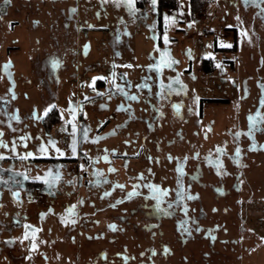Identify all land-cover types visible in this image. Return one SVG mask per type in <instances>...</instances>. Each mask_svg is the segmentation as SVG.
<instances>
[{"label":"rangeland","instance_id":"obj_1","mask_svg":"<svg viewBox=\"0 0 264 264\" xmlns=\"http://www.w3.org/2000/svg\"><path fill=\"white\" fill-rule=\"evenodd\" d=\"M159 1L0 0V264H264V0Z\"/></svg>","mask_w":264,"mask_h":264},{"label":"flooded vegetation","instance_id":"obj_2","mask_svg":"<svg viewBox=\"0 0 264 264\" xmlns=\"http://www.w3.org/2000/svg\"><path fill=\"white\" fill-rule=\"evenodd\" d=\"M165 10H171V9H163L160 13L158 12L157 14H158V16H159V18L161 19L162 18V12H164ZM164 18V17H163ZM204 61H206V60H204ZM203 61V62H204ZM9 73V72H8ZM95 83V82H94ZM80 85V84H79ZM96 87H103V86H105V82H103V81H96V84H94ZM80 87V86H79ZM81 88V87H80ZM90 100H92V97H87V98H84V99H82V98H79V100H78V102H79V109L80 110H83L84 109V107H85V104H87L88 102H90ZM176 110H178V109H176ZM83 114L81 113L80 115H79V118L81 119V118H83V116H82ZM52 121H56V123L55 124H53V125H51V126H48V124H49V122H52ZM59 122H60V116H59V111H58V109L57 108H55V107H52V108H50L48 111H47V113L45 112V114H43V116L41 117V120H40V127L42 128V130H44V132H46V133H48L49 132V130L51 129V128H53L54 126H56V125H58L59 124ZM75 134H77V137L79 138L80 136H81V138H83V136L85 135V127L83 126H80L79 125V131H77L76 130V132H75ZM20 135L21 134H19L18 135V140L19 139H21L20 138ZM24 136V135H23ZM1 141V140H0ZM22 145H23V143H22ZM2 147H5L4 149L2 148ZM0 150H2V151H6V150H8L9 151V145L8 146H6L2 141L0 142ZM142 149H140V151H141ZM7 151V152H8ZM139 151V152H140ZM139 152H137V153H139ZM6 153V152H5ZM2 154H4L3 152H2ZM27 154L28 153H26V152H24V153H22V154H20V155H22V157H24V158H26V160H27ZM4 155H6V154H4ZM30 156H32V157H34V159L32 160L33 162H34V164L35 163H37V162H42V161H49V162H51V163H53L52 161H54V159L53 158H43V157H36L35 155H30ZM208 156V155H207ZM207 156H204V160H205V162L207 161V162H210L211 161V159L209 158V157H207ZM223 156L226 158V159H232V158H234V159H236L237 160V156H239V154H237V151H236V154H233V155H231V154H226L223 150L221 151V152H219L218 153V157H216V161L218 162V161H220L221 160V158H223ZM24 158H23V160H24ZM209 160V161H208ZM238 161V160H237ZM9 162V161H8ZM7 162V163H8ZM26 163H31V162H27V161H25V163L24 164H26ZM238 163V162H237ZM239 165V164H238ZM37 183V182H36ZM39 184V183H38ZM34 187H36V186H33V188ZM37 187H39V192L41 191V187L40 186H38L37 185Z\"/></svg>","mask_w":264,"mask_h":264},{"label":"snow or ice","instance_id":"obj_3","mask_svg":"<svg viewBox=\"0 0 264 264\" xmlns=\"http://www.w3.org/2000/svg\"><path fill=\"white\" fill-rule=\"evenodd\" d=\"M124 2L127 4L128 8L130 11H132L134 9V0H124ZM152 2V5L155 6L156 3H157V0H151ZM74 11V10H73ZM170 18L168 16H165V22L167 23V21L169 20ZM242 35H247V33H242ZM165 41L167 42V35H165ZM223 43V42H222ZM227 46H231L230 44L227 45ZM190 50H189V55H190ZM207 55L211 56L212 54L211 53H208ZM52 67L55 68L58 66V61L56 59H53L52 60ZM169 66H171V63H169ZM219 67V65H217ZM5 69H7L8 65L6 64L5 66ZM102 78V77H101ZM95 77L93 78V80L95 81ZM163 87V85H162ZM132 99H136L135 96L132 97ZM261 104L264 105V100L261 101ZM51 107V106H50ZM176 107H179V106H176ZM48 109H45V112L47 113ZM257 117H260V120L258 121L257 120ZM18 119V117H16ZM249 120L252 122L253 126L259 122H264V117L261 116V114L259 112H257L254 116L250 115L249 116ZM76 126L73 124L72 126V132L75 133L76 132ZM249 135H251V133H249ZM87 137V133H85V138ZM49 143L51 144H54L55 142L54 141H49ZM76 144H77V141H76V137L75 135H73L72 137V143H71V150H72V154L75 155L76 154ZM41 152H45V148L43 145H41V148H40ZM57 152H60L59 149H57ZM239 152V149H237V153ZM61 155H64L63 152H60ZM27 155H32V153H28ZM2 158V157H0ZM105 159H107V156L104 157ZM83 167V166H82ZM47 175H51V173L49 172ZM28 177L25 176V179H27ZM56 178H59V173H56ZM34 179H37V180H44L45 183H52V181L46 179L45 177H41V176H37L35 177ZM150 187H155V186H150ZM13 195H16V193H13ZM105 195H108V193H105ZM131 195V194H130ZM191 198V197H190ZM71 211V209L69 210ZM114 227V226H112ZM33 247H35V245H33Z\"/></svg>","mask_w":264,"mask_h":264},{"label":"trees","instance_id":"obj_4","mask_svg":"<svg viewBox=\"0 0 264 264\" xmlns=\"http://www.w3.org/2000/svg\"><path fill=\"white\" fill-rule=\"evenodd\" d=\"M204 2L203 0H191V7H192V13L195 11H197V9L203 5ZM137 5H139L137 3ZM140 6V5H139ZM175 6H174V2L173 0H160L158 2V5H157V11L160 13L163 9H173ZM202 68L207 71L209 70V66L207 64V61H204L203 64H202ZM56 121H52V122H49L48 126H51L53 124H55Z\"/></svg>","mask_w":264,"mask_h":264},{"label":"built area","instance_id":"obj_5","mask_svg":"<svg viewBox=\"0 0 264 264\" xmlns=\"http://www.w3.org/2000/svg\"><path fill=\"white\" fill-rule=\"evenodd\" d=\"M204 12H205V7H202V8L199 9V13H201V15H203ZM39 190H40V189H39V187H37V186L33 188V192H35V193H38Z\"/></svg>","mask_w":264,"mask_h":264}]
</instances>
